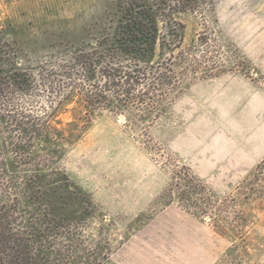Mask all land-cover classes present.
I'll return each mask as SVG.
<instances>
[{
    "label": "rangeland",
    "instance_id": "obj_1",
    "mask_svg": "<svg viewBox=\"0 0 264 264\" xmlns=\"http://www.w3.org/2000/svg\"><path fill=\"white\" fill-rule=\"evenodd\" d=\"M122 1L0 0V45L21 68L62 63ZM176 18L184 46L209 37L220 75L189 83L146 130L109 110L88 121L74 98L52 123L61 138L39 147L59 148L54 163L86 199L67 211L60 264H264V0H202ZM184 165L228 202L227 226L170 193Z\"/></svg>",
    "mask_w": 264,
    "mask_h": 264
},
{
    "label": "trees",
    "instance_id": "obj_2",
    "mask_svg": "<svg viewBox=\"0 0 264 264\" xmlns=\"http://www.w3.org/2000/svg\"><path fill=\"white\" fill-rule=\"evenodd\" d=\"M201 2L123 0L88 47L37 71L18 66L12 47L0 45V264H60L72 245L67 211L85 195L54 163L59 148L39 149L61 138L63 129L52 123L66 102L78 98L88 121L109 110L146 130L189 83L224 71L206 34L183 45L176 13ZM168 190L187 209L227 226L228 202L190 168L178 167Z\"/></svg>",
    "mask_w": 264,
    "mask_h": 264
}]
</instances>
